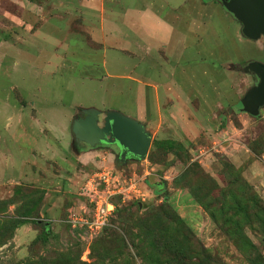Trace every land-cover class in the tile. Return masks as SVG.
<instances>
[{"label": "rangeland", "instance_id": "374dc122", "mask_svg": "<svg viewBox=\"0 0 264 264\" xmlns=\"http://www.w3.org/2000/svg\"><path fill=\"white\" fill-rule=\"evenodd\" d=\"M198 2L206 9L188 18L191 58L187 63L190 94L186 101L190 102L187 103L190 122H196L197 128H190L188 123L186 128H174L175 134L166 132L156 136L158 141L177 139L185 150H154L152 157L150 150L145 161L131 160L123 165V173L137 179L145 174L147 166H157V170L146 182L142 180L138 184L145 197L134 202L117 197L120 210L110 221L109 229L91 238L86 229L74 228L69 222L73 211L64 216L67 203L61 218L50 216L46 213L48 207L43 210L45 192L23 179L30 172V166L43 162L48 167L46 175L54 180L57 177L52 171L55 164L48 158L44 162L45 156L35 149L41 144V138L52 144L56 137L62 145L68 144V149L63 147L68 156L80 153L83 149H74L71 133L74 118L79 117L83 109L103 107L102 102H118L111 91L114 84L121 85V82L101 74L99 52L92 51L85 37L79 35L85 29L80 17L86 12L80 0H0V264H250L253 252L249 243L264 257V231L255 222L251 227L246 224L249 204L245 206L247 202L243 201L230 220L233 211L228 209L236 205L229 193L231 187L244 193L250 186L264 202V109L257 118L240 110L241 99L256 84L255 76L243 72V67L253 61L264 62V37L257 41L245 38L241 24L219 1L190 0L191 4ZM39 6L46 10L41 17H38L41 14ZM211 14L215 16L212 19ZM96 21L100 24V18ZM195 53H200L201 57L195 58ZM90 68L96 75L85 74ZM126 95L131 94L127 92ZM33 101L55 102L53 105L58 104L60 110L53 105L41 110L49 119L38 118V124L30 123V128L24 118L20 124L17 119H10L14 103L9 109L6 102ZM26 105L27 115L33 114L30 103ZM58 113L66 117L63 120L53 118V114L57 116ZM44 123L58 127V123L66 125L68 134L37 136L34 127L38 129ZM158 126L155 124L154 130ZM14 129L19 132L17 141L11 135ZM25 129L29 137L22 135ZM154 141L153 134L152 146ZM100 150L109 152L106 147ZM8 154L20 163L14 173L8 164ZM54 161L62 164L60 158ZM168 167L173 168L172 171H168ZM187 170V179L175 184V179ZM201 172H207L211 179ZM14 179L19 184L8 182ZM186 182L201 188L203 196L212 197L207 200L209 209L195 200L189 204L184 201L187 205H178L173 200L177 194L189 192ZM45 183H48L46 178ZM226 188L229 190L223 196ZM82 194L84 196L83 189ZM167 194H170V204L165 202ZM39 199L40 205L36 203ZM33 203L38 207L42 205L33 218L50 224V236L44 244L36 239L27 238L26 241L21 233L20 239L25 238L21 246L14 240L23 226L15 228L13 223L24 219L23 211ZM161 205L166 209L173 206L185 224L180 225L167 217L157 235L142 232L137 223ZM123 210L126 213L121 218ZM24 226H31L39 233L38 225ZM166 226L170 230L164 231ZM122 228L140 235L141 252L131 246L125 248V244L131 242ZM159 240L164 246L160 254L155 251ZM118 245L123 248L120 254L116 249Z\"/></svg>", "mask_w": 264, "mask_h": 264}, {"label": "crops", "instance_id": "0c3cea01", "mask_svg": "<svg viewBox=\"0 0 264 264\" xmlns=\"http://www.w3.org/2000/svg\"><path fill=\"white\" fill-rule=\"evenodd\" d=\"M80 2L85 6L86 12L85 16L80 17V22L83 23L85 29L81 30L82 34L79 35L85 37L92 51L99 52L102 58L101 74L121 82V85L114 84L111 91L114 97L117 96L118 102H102L103 107L92 108L103 111L118 110L136 118L154 134L155 140L159 134L166 132L175 134L174 128H186L188 123H190V128L196 129V122H190V109L187 104L190 102H186L189 100L190 94L187 63L191 58L187 23L189 16L198 12L203 13L206 9L205 6H200L201 2L191 4L190 0H80ZM38 9L41 11L38 17H41L46 10L41 6ZM214 17L211 14L210 19ZM98 18H100V24L96 21ZM211 54L215 57L214 53ZM196 57L200 58V53H195ZM132 62H134L133 65L129 64ZM85 74L96 75L91 68L87 69ZM127 92H130L131 95L127 96ZM6 103L7 107L14 103L10 119H17L20 124L21 119L24 118L26 126L30 128V123L38 124L39 119H43V116L47 117L41 110L52 107L55 102ZM8 103L10 104L8 105ZM29 103L32 106L33 114L30 112L27 115L25 106ZM38 104L40 105L39 109ZM53 106L60 110L58 104ZM58 114L57 116L53 114V118L63 120L66 117L62 113ZM44 124L38 129L34 127L33 130L37 136L56 135L57 132L68 134L66 125L63 127L60 125L61 123H58V127L52 126L53 123L51 126L47 123ZM155 124H159L157 130H154ZM23 134L29 137L28 129L23 130ZM11 135H14L16 141L20 138L16 129ZM53 141L51 144L41 138V144L35 148L36 143L33 148L45 156L44 162H47L48 158L51 163L55 164L52 171L57 177H54L53 180L51 175L47 176L48 167L42 162L41 165L34 163L33 166H30L31 170L26 173L23 181L26 180L42 188L45 192L43 210L48 207L46 213L50 216L58 215L57 217L61 218L66 203L65 206L68 208L64 216L71 211L80 213L85 208L86 198L82 194V189L91 172L103 168L112 170L116 167L114 156L110 152L100 149H83L73 157L72 155L68 156L65 152L68 149V144H63V146L56 137ZM63 147H66L65 150ZM74 149L76 148L74 147ZM46 152L49 156L48 154L44 155ZM13 158L12 154H8V164L12 168L11 173H14L19 167V162L13 161ZM55 158H60L62 164L59 165L57 161H54ZM131 160H128L127 163ZM63 166L66 168L64 169ZM172 169L168 167L167 170L172 171ZM121 170L122 174L126 175L123 173L124 169ZM156 170L157 166H147L145 174L139 177V180L146 182ZM45 178L48 183H45ZM8 182L19 184L15 179L8 180ZM172 198H174L173 195ZM173 200L178 205H187L193 199L188 194L180 193ZM184 201L187 204H183ZM180 208L181 206H179ZM59 209L60 211H58ZM47 226L50 227V224ZM27 227L19 228L16 240H14L21 246L25 239L23 237L22 240L20 239L21 233L26 236V241L27 238L33 240L38 235V231L31 226Z\"/></svg>", "mask_w": 264, "mask_h": 264}, {"label": "water", "instance_id": "95a60500", "mask_svg": "<svg viewBox=\"0 0 264 264\" xmlns=\"http://www.w3.org/2000/svg\"><path fill=\"white\" fill-rule=\"evenodd\" d=\"M218 1L241 24L245 38L257 41L264 37V0ZM243 72L254 75L257 82L241 99L240 110L257 118L264 109V62H250L243 67ZM82 114L72 124L75 141L86 143L90 149L105 145L119 171L128 160L147 159L153 134L142 122L118 110L90 108L83 109Z\"/></svg>", "mask_w": 264, "mask_h": 264}, {"label": "trees", "instance_id": "16d2710c", "mask_svg": "<svg viewBox=\"0 0 264 264\" xmlns=\"http://www.w3.org/2000/svg\"><path fill=\"white\" fill-rule=\"evenodd\" d=\"M240 108H241V104H240ZM160 149L164 150L166 152H174V151L179 150V149L185 150L183 145L181 143L175 141V140H164V141L155 140L154 144L152 146V149H151L150 157L153 156L152 152L154 150H160ZM197 166L199 167V165H197ZM201 173L203 175L206 174V176L210 177V179H211V176H209L207 172L206 173L201 172ZM187 174H189L188 170H187V173L185 172V174L180 175V177H177L175 179V181H174L175 184L178 183V181L180 182L181 180H184V178L187 179L186 178ZM186 184H187V182H186ZM234 184L235 183H233L232 185H234ZM162 186L163 185H161V187ZM186 187L189 189V192H187L189 197H191L193 200H195L198 204H201L204 209H209L207 200H211L212 199L211 196H209V195L203 196L201 193L202 189L201 188L197 189L195 187V185L192 184L191 182L189 183V185L187 184ZM226 190H229V188H226L225 190L222 191L223 196L226 195V193H225ZM158 192H160V190H158ZM229 193H230V196H232V199L234 200V202L236 203V205H233L232 207L228 208V209H230L229 211H233L232 216H231V218H229V220L235 216L237 211L240 210L239 207L243 205V201H246L247 203L245 204V206H248L247 204H249V215L248 214L245 215L247 227H248V225H249V227H251L253 225V223L255 222L262 228V231H264V202L257 195V193L250 186H249V191H245L244 193L240 189H236L234 187H231ZM44 195H45V193H44ZM29 197H30V195H27V198H29ZM169 197H170V194L165 195L164 198H165L166 203L170 202ZM125 202H127V201H125ZM129 202H134V200L129 201ZM36 203L40 205L41 200L40 199L36 200ZM37 204L35 205L33 203V205H30L28 208L25 209V211H23V214H24L23 216L25 217L24 219L18 220V221H15L14 223L12 222V223L15 226V228H19L20 226H24L26 224L38 225L40 228H39V233H38L37 237L35 238L36 239L35 241L38 242L40 240L42 243L45 244V242L48 241V238L50 236V234H49L50 233L49 232L50 227L47 226L46 222H43L40 219L37 220L36 218H33L34 212L36 214V211H40V209L42 208V205H41V207H38ZM42 204H43V202H42ZM164 205H161L158 208L151 210L149 213H147V215L143 219H141L140 223H137L138 226L141 227V230H143L142 232L148 233L151 236H154L155 234L157 235L158 234L157 231L158 230L161 231L162 226H165L164 223L166 222L167 217L172 218V221L174 220V222H176V223L179 222L180 225L185 224L173 206H169V208L166 209ZM119 207L120 206L117 203V207H116V210L114 212V215L120 210ZM123 213H126V211L123 210V212H121V216L119 215L121 218H122ZM114 215L111 217V220L114 217ZM211 215L215 220H217L215 218V216L213 215V213ZM187 227H189V226L184 225V228L187 229ZM163 228H164V231H167V229L170 230V227H168V226L163 227ZM81 229H85V228H81ZM108 229L109 228H106L103 231H101V233L99 235H97V237L100 236L102 233H104V231H107ZM122 229H124L126 239L130 240V242H131L130 245H127V243H126L125 248H129V246H131L136 251L141 252L142 247L140 246V242H141L140 235L138 233L133 232V230H131V229H126V228H122ZM5 231H6V229H5ZM12 232H13V229H12ZM236 240H237V238H236ZM121 241H124V239L121 238ZM124 242H126V240ZM163 247L164 246L161 245V240H159L156 243L155 251L160 254L162 252L161 250L163 249ZM249 248L253 252V256L251 258H249V263L250 264H264V257L261 255V253L255 247L250 245V243H249ZM116 249H117V252L119 254L121 253V251H123V248L120 245H118V247ZM165 251H166V249H165ZM159 254H157V255H159ZM136 255H141V254L137 253ZM254 255H255V257H254ZM117 256L113 255V258H118ZM164 256H165V254H164ZM69 259L67 261H69ZM61 261H64V259H61ZM82 264H84V263H82Z\"/></svg>", "mask_w": 264, "mask_h": 264}, {"label": "built area", "instance_id": "2783aa9c", "mask_svg": "<svg viewBox=\"0 0 264 264\" xmlns=\"http://www.w3.org/2000/svg\"><path fill=\"white\" fill-rule=\"evenodd\" d=\"M137 178L123 175L118 170L103 168L86 180L83 193L86 206L80 213H71L69 222L74 228H85L93 238L106 229L114 215L117 197L123 201L140 200L145 197Z\"/></svg>", "mask_w": 264, "mask_h": 264}, {"label": "flooded vegetation", "instance_id": "af4514ba", "mask_svg": "<svg viewBox=\"0 0 264 264\" xmlns=\"http://www.w3.org/2000/svg\"><path fill=\"white\" fill-rule=\"evenodd\" d=\"M218 1V0H217ZM233 16V15H232ZM234 17V16H233ZM256 78V77H255ZM256 82H257V78H256ZM79 117H83V114H80L79 115ZM76 118H77V116H76ZM74 147L76 148V149H78V148H82V149H90V147L86 144V143H84V142H77V141H75V143H74ZM106 146L105 145H102V146H100V148H105Z\"/></svg>", "mask_w": 264, "mask_h": 264}]
</instances>
